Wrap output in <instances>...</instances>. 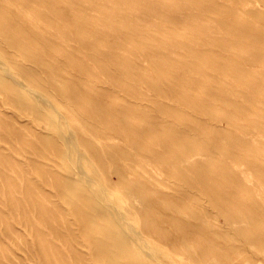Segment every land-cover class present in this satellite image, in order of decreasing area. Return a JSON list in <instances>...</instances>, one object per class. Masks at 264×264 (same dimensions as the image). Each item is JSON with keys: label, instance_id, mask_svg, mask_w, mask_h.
Masks as SVG:
<instances>
[{"label": "rangeland", "instance_id": "obj_1", "mask_svg": "<svg viewBox=\"0 0 264 264\" xmlns=\"http://www.w3.org/2000/svg\"><path fill=\"white\" fill-rule=\"evenodd\" d=\"M0 264H264V0H0Z\"/></svg>", "mask_w": 264, "mask_h": 264}, {"label": "bare ground", "instance_id": "obj_2", "mask_svg": "<svg viewBox=\"0 0 264 264\" xmlns=\"http://www.w3.org/2000/svg\"><path fill=\"white\" fill-rule=\"evenodd\" d=\"M36 93H37V92H36ZM37 94H38V93H37ZM131 228H132V230H133L134 227H131ZM137 231H138V230H137ZM148 249H149V248H148ZM146 252H148V250H147ZM149 252H150V251H149ZM148 254H151V253H148ZM148 256H149V255H148Z\"/></svg>", "mask_w": 264, "mask_h": 264}]
</instances>
